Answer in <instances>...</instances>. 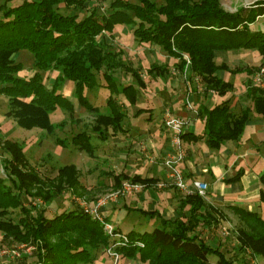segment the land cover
I'll use <instances>...</instances> for the list:
<instances>
[{
  "label": "trees",
  "instance_id": "trees-1",
  "mask_svg": "<svg viewBox=\"0 0 264 264\" xmlns=\"http://www.w3.org/2000/svg\"><path fill=\"white\" fill-rule=\"evenodd\" d=\"M61 9L72 12L65 13ZM85 10L87 14H84ZM263 14L264 0L235 12L226 11L219 0H138L137 3L113 0L105 13L90 6V0L0 3V93L8 98L5 115L21 128L52 131L51 112L57 107L70 114L74 112L73 103L59 89L63 81H70L79 105L95 114V130L100 139H106L107 128L112 129L113 135L122 131L126 113L121 107L124 101L135 104L138 91L134 81L141 87L144 81L131 68L128 71L132 73V82L122 85L114 77L115 69L123 66L118 57L121 51L111 50L113 43L108 44L103 35L108 33L111 37L116 26L131 27L137 42L159 47L179 60V71L185 68L183 57L186 55L188 75L201 77L206 90L223 96L233 89V84L219 76L218 72L226 70L227 65L216 63L215 52L254 49L264 62V29L255 26L257 18ZM21 50L33 55V65L37 69L27 77L17 75L23 66L14 57ZM51 70L59 71L61 75L47 89L41 74ZM147 73L166 75L168 67L155 63ZM99 75L105 81L104 87L110 91L106 100L108 114H101L85 95L86 91L102 87ZM247 96L254 111L264 116L261 84L250 83ZM228 103L227 99L203 110L204 135L209 148L219 149L224 142L238 139L249 119L247 108L235 114ZM142 111L140 109L138 113ZM197 137L189 131L181 135L182 140ZM72 144L79 151L94 156L86 132L74 135ZM4 146L9 154L5 160L9 185L0 179V234L3 239L13 242L36 244L44 250L42 264H93L101 252L114 244L113 250L121 258H137L145 264H210V254L216 255L217 264H233L239 260L227 257L220 247L209 242L201 229L198 230L199 227L207 229L213 223L216 225L218 220L212 216L220 211L206 204L197 193L188 194L181 201V210L187 209L178 219H161V225L150 232L135 229L123 232L114 227L113 235H109L99 219L78 206L47 218L44 208L36 207L32 202L36 199L48 202L61 189L51 188L47 192L42 179L27 169L21 146L11 141H6ZM120 175L115 177L117 186ZM57 179L67 180L69 187L77 184L76 171L71 166L61 168ZM131 180L141 182L135 176ZM261 180L263 187L258 200L264 205V175ZM24 196L28 197V204L24 203ZM228 208L238 213L252 231V234L240 231L241 252L246 253L248 248L251 255L260 256L264 261V212L260 214L238 205ZM115 234L119 235L118 239Z\"/></svg>",
  "mask_w": 264,
  "mask_h": 264
},
{
  "label": "rangeland",
  "instance_id": "rangeland-1",
  "mask_svg": "<svg viewBox=\"0 0 264 264\" xmlns=\"http://www.w3.org/2000/svg\"><path fill=\"white\" fill-rule=\"evenodd\" d=\"M22 1L23 0H0V3L7 2L8 5H17ZM112 1L113 0H90V6L97 7L100 13H105L108 5ZM128 1L132 3L138 2V0ZM219 1L221 7L226 11L235 12L241 8H248L259 0ZM61 11L65 13L72 12L64 9H61ZM83 12L84 14L88 13L86 10ZM255 26H260L264 29V16L257 18ZM131 30V27L128 26H116L111 37H109L108 33L103 35L108 44L113 43L111 50L121 51L118 57L123 66L116 68L113 75L119 83L123 85L134 80L132 78V73L131 71H128V68H131L140 74L143 78L144 86L140 87V85L134 81L138 91L137 105L147 108L156 106L153 107V116L159 115L160 108L163 109L164 114V112L169 109L161 102L162 99L165 101L168 100V95L165 92V89H162L164 86V75H149L147 70L152 64L156 63L158 66L165 65L168 67L170 72L167 73L166 76L170 78L179 76V60L168 56L159 47L157 48L152 45L137 42L134 39ZM239 50V53H228V64L232 72L225 73V76L231 75L232 77H229V79L235 84V88L227 92L230 95L236 90L243 91L248 85H250V83L252 85L260 86L257 81V76L261 70L264 69L263 59L256 50L243 48H240ZM14 58L23 66L22 70L17 74L19 77H27L31 75L33 71L37 70L33 65V55L27 50H21ZM183 58L186 60V65L181 72L183 75H188L189 59L186 55ZM222 59V57L216 58V63L220 64L223 61L227 63L226 60ZM125 68H127V70ZM172 70L176 75H172ZM218 74H220V72H218ZM41 75L46 88L50 89L55 78L61 74L59 71L51 70L49 72H42ZM183 75H180V77L183 78ZM193 78L196 79L195 84L198 83L202 87L201 89H203L205 85L202 83L201 77L196 76ZM99 81L102 87L92 91H86L85 95L94 106L99 108L101 114H108L109 109L106 105V100L110 95V91L108 88L104 87L105 81L101 78V75H99ZM155 87H157L158 91H155ZM59 89L63 95L73 103L74 112L70 114L67 110L57 107L50 113V121L53 126V130L50 132L39 128L24 129L19 127L12 118L5 115L8 109V98L6 95L0 93V179H4L7 184L9 182L6 178L7 170L5 167V160L8 159L9 154L4 144H6V141H11L21 146L24 159L27 163V169L34 171L42 179L44 184L43 187L47 192L48 190L50 191L51 188L56 189L57 187L61 189L60 193L48 202H43V200L40 199H36L32 202L36 207L44 208V215L47 218H52L61 211L73 208L74 206L93 208L105 200L106 204H114L116 201L123 199L121 200L120 205L122 206V203L125 202L129 204L132 198H137L141 191L149 188L152 190L158 189L157 185L148 186L131 180V173L133 172L131 171L130 166L133 163L128 164L127 162L130 156L132 157L134 154L129 149L130 142L128 141L129 139L127 135L129 118L126 117L123 120L122 131H118L113 135L112 129L107 128L108 134L106 139H100V137H98V130H95L97 125L96 116L79 105L74 94L73 83L70 81H63L60 84ZM116 99L118 100L119 98ZM249 104L252 105L251 102H249ZM121 108L125 113L130 115L131 121L138 128L140 126L142 128L145 126L144 121L135 113L138 107H130L127 104V101H124ZM169 110L175 115L171 109ZM164 129L166 128L164 127ZM81 131L86 132V134L90 136V143L93 146L94 156H90L84 151H79L76 145L72 144L73 136ZM113 136H116L117 138H113ZM153 138L154 137L152 136L151 139L153 143H157L156 139L154 140ZM121 149L122 151H120ZM182 149L185 154L183 145ZM152 152V149H150L148 155L154 156ZM65 166H71L75 169L77 177L76 185L69 187L67 180L59 181L57 179L59 170ZM119 174L122 175H120V182L117 186L115 184V177ZM123 175H127V178ZM167 178L170 182L172 181L169 177ZM124 182H131L138 185L137 190L129 192L133 193L134 197L127 193L117 195V198L115 199H110L111 194L115 196L116 193L118 194V192L121 191ZM171 185L176 188L173 184ZM182 193L184 192L182 191ZM184 194L187 195V193ZM184 194L175 195V192H173V195H175V201H168L167 205H165L169 208L166 207L164 211H169L176 216L184 214L185 210L182 211V208L180 207L181 201L185 200L186 195ZM121 196L124 198L120 199ZM22 199L25 204H28V197L24 196ZM257 202L259 206H255L254 210L263 214L264 205L260 204L259 201ZM105 205L100 211L101 216L102 211L105 209ZM124 211L126 210L124 209ZM110 213L111 211L109 210L106 212L108 216H110ZM11 216H14V214ZM212 217L218 220L216 225L213 223L207 229L199 227L198 230L201 229L209 237V242L213 246L220 247L227 257L239 259L238 261L235 260L233 264H264V261L260 256L250 254V249H245L246 253L241 252L239 247L240 231L244 230L249 232V234H252V231L245 222L242 221V217L238 213L232 211L228 207H223L219 213L216 212ZM105 221L107 222V220ZM127 221L130 223L129 226L125 227L121 225V230L123 232L128 229H135L140 232H150L158 226L157 224H152L153 221L150 217L142 215L138 211H131L129 220ZM110 224L113 227H118L115 223ZM43 252L44 250L37 248L36 244L29 242H13L10 239H3L0 234V264H42L41 254H43ZM118 256L116 264H134L133 261L127 262V260L121 258L119 254ZM113 258L114 256L109 254L107 248L104 252L99 254L93 264H113ZM209 261L210 264H217L216 255L210 254Z\"/></svg>",
  "mask_w": 264,
  "mask_h": 264
},
{
  "label": "crops",
  "instance_id": "crops-1",
  "mask_svg": "<svg viewBox=\"0 0 264 264\" xmlns=\"http://www.w3.org/2000/svg\"><path fill=\"white\" fill-rule=\"evenodd\" d=\"M227 51L215 52V60L222 57V60L227 61V63L221 62H225L227 69L221 70L219 76L224 81L231 82L229 77L232 76H225V73L232 72L228 64V53H239L240 50ZM179 73L181 76L183 75L181 71ZM166 75L163 78L164 82L162 81L164 83L162 89H165L168 100L162 99V104L185 122L184 132L189 131L198 136L196 139L185 138L182 140L185 159L179 165L180 171L187 180L195 179L206 184V190L200 196L203 197L206 204L216 210L221 211L223 207L229 205H238L248 210H254L255 206H259L258 194L263 187L261 176L264 175V116L254 111L251 99L247 96V88L243 91L236 90L232 95L227 93L220 96L214 91L206 90L205 86L201 89L202 87L198 83L195 84L196 79L187 74L183 75V78L180 75L172 78ZM172 75H176L173 70ZM232 84L234 89L235 84ZM155 91H158L157 87H155ZM227 99L229 100V107L235 114L247 108L249 119L238 139L228 140L219 149H212L208 147L204 135L203 110L211 109ZM187 100H189L190 105L186 104ZM127 104L130 107H138L135 113L145 123L143 128L141 126L138 128L131 121L130 115L126 113V117L129 118L127 132L130 142L129 149L134 154V156H130L127 162L128 164L133 163L130 166L133 172L131 178L138 177L141 184L157 185L158 189L149 188L141 191L137 198L134 197L133 193H128L134 197L129 204L124 202L120 206L121 200H123L121 198H124L121 196L120 201L105 205L102 216L107 222L118 225V227H114L119 230L122 229L121 225L125 227L130 225L127 220H129L131 211H138L140 214L150 217L153 221L151 223L158 226L161 225V219L170 221L178 219L180 216L164 211V209L169 208L166 206L168 201H175L176 194H184L171 185L166 170L162 166V159L170 146L169 133L162 124L163 109H159L158 116H153V107L156 106L140 107L137 105V100L133 105L128 102ZM140 109L143 110L142 113H138ZM152 136L157 143H153ZM113 138L117 137L113 136ZM150 149H152L154 156L148 155ZM238 173H240L238 179L235 180L234 177ZM108 210L111 211L110 216L106 214ZM144 211L153 212L154 215H149ZM126 260L127 262L133 261L134 264H145L137 258H126Z\"/></svg>",
  "mask_w": 264,
  "mask_h": 264
},
{
  "label": "built area",
  "instance_id": "built-area-1",
  "mask_svg": "<svg viewBox=\"0 0 264 264\" xmlns=\"http://www.w3.org/2000/svg\"><path fill=\"white\" fill-rule=\"evenodd\" d=\"M262 16H264V14ZM263 77H264V69H262L257 76V81L261 85H264ZM186 104L190 105L189 100H187ZM163 123L170 137L169 149L167 150V152L165 153L162 159V166L166 170L167 177H169L172 180L171 183L174 186H176V188L183 191L184 193L187 194L197 193L199 195H203L206 190V184L204 182L195 179L187 180L179 168V165L184 160V156H185L184 151L182 149V139H181V135L183 134L185 128V122L180 117L173 115L170 112V110L167 109V111L164 112L163 114ZM137 189H138L137 184H133L131 182H124L122 184L121 191L118 192V194L116 193L115 196L111 194L110 199L111 198L115 199L117 198V195L127 194ZM105 202L106 200L100 202L93 208L85 206L83 207V209L86 212L93 215L95 218L99 219L104 225L105 231L109 235H113L114 227L110 223L106 222L105 218L100 214L101 209L106 204ZM114 237L118 239L119 235L115 234ZM115 245L116 244L108 248L109 254H112L114 256L113 264H116L117 259L119 257L118 254L113 250Z\"/></svg>",
  "mask_w": 264,
  "mask_h": 264
}]
</instances>
